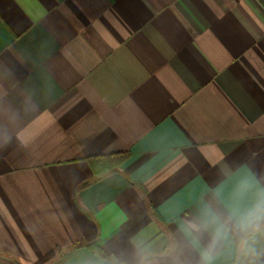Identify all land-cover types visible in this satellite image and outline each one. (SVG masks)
Segmentation results:
<instances>
[{"label": "crops", "instance_id": "crops-1", "mask_svg": "<svg viewBox=\"0 0 264 264\" xmlns=\"http://www.w3.org/2000/svg\"><path fill=\"white\" fill-rule=\"evenodd\" d=\"M261 200L264 0H0V264H264Z\"/></svg>", "mask_w": 264, "mask_h": 264}, {"label": "clouds", "instance_id": "clouds-1", "mask_svg": "<svg viewBox=\"0 0 264 264\" xmlns=\"http://www.w3.org/2000/svg\"><path fill=\"white\" fill-rule=\"evenodd\" d=\"M227 225L223 222H217L215 226L207 220L199 223H192L190 230L196 233L208 231L211 234L209 249L205 252V260L211 258L212 250L219 247L224 239ZM238 230V242L242 252L251 253L252 248L251 235L253 233L264 232V200L258 201L247 214L236 222Z\"/></svg>", "mask_w": 264, "mask_h": 264}, {"label": "trees", "instance_id": "trees-1", "mask_svg": "<svg viewBox=\"0 0 264 264\" xmlns=\"http://www.w3.org/2000/svg\"><path fill=\"white\" fill-rule=\"evenodd\" d=\"M100 158H92V159H89V162L92 161V160H99ZM103 168H106V166H102ZM95 179H93L92 181H94ZM91 181L89 182H85V183H82L79 188H83L85 186H87L88 184H90ZM237 243H238V239H237ZM87 248H89L91 251H97L99 252V248L97 246V243L96 242H93L91 244H86V245H83Z\"/></svg>", "mask_w": 264, "mask_h": 264}]
</instances>
